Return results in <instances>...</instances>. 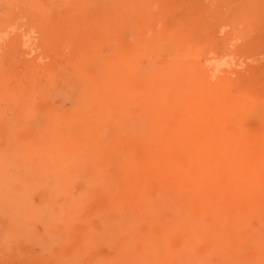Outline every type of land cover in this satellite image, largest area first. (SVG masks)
<instances>
[{
    "label": "rangeland",
    "instance_id": "374dc122",
    "mask_svg": "<svg viewBox=\"0 0 264 264\" xmlns=\"http://www.w3.org/2000/svg\"><path fill=\"white\" fill-rule=\"evenodd\" d=\"M0 264H264V0H0Z\"/></svg>",
    "mask_w": 264,
    "mask_h": 264
},
{
    "label": "bare ground",
    "instance_id": "6f19581e",
    "mask_svg": "<svg viewBox=\"0 0 264 264\" xmlns=\"http://www.w3.org/2000/svg\"><path fill=\"white\" fill-rule=\"evenodd\" d=\"M176 260V259H175Z\"/></svg>",
    "mask_w": 264,
    "mask_h": 264
}]
</instances>
